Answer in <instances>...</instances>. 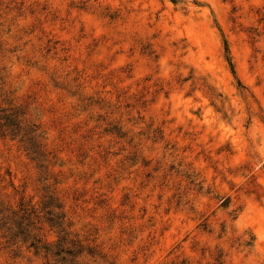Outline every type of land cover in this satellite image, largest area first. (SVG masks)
Masks as SVG:
<instances>
[{
  "label": "rangeland",
  "instance_id": "1",
  "mask_svg": "<svg viewBox=\"0 0 264 264\" xmlns=\"http://www.w3.org/2000/svg\"><path fill=\"white\" fill-rule=\"evenodd\" d=\"M10 110L0 264H264V0H0Z\"/></svg>",
  "mask_w": 264,
  "mask_h": 264
},
{
  "label": "trees",
  "instance_id": "2",
  "mask_svg": "<svg viewBox=\"0 0 264 264\" xmlns=\"http://www.w3.org/2000/svg\"><path fill=\"white\" fill-rule=\"evenodd\" d=\"M4 112V111H3ZM36 129L22 125L21 115L17 110H10L9 113L0 115V135L2 137L19 138L26 155L31 161H37L43 157L42 147L38 144L35 136ZM31 212L27 209L13 211L2 207L0 204V232L7 243L16 245L20 243L27 249H33L36 253L39 240L36 238L34 223L31 222ZM19 237V241L17 238ZM64 240L60 238L58 242ZM76 249V257L81 254L79 246L71 243Z\"/></svg>",
  "mask_w": 264,
  "mask_h": 264
}]
</instances>
